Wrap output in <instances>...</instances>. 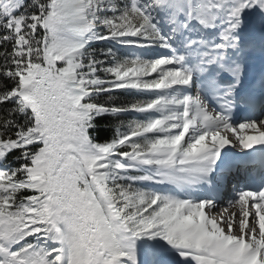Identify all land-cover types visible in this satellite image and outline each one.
Wrapping results in <instances>:
<instances>
[{"label": "snow or ice", "instance_id": "obj_1", "mask_svg": "<svg viewBox=\"0 0 264 264\" xmlns=\"http://www.w3.org/2000/svg\"><path fill=\"white\" fill-rule=\"evenodd\" d=\"M257 108L264 0H0V264H264V175L239 234L204 211L264 172Z\"/></svg>", "mask_w": 264, "mask_h": 264}, {"label": "bare ground", "instance_id": "obj_2", "mask_svg": "<svg viewBox=\"0 0 264 264\" xmlns=\"http://www.w3.org/2000/svg\"><path fill=\"white\" fill-rule=\"evenodd\" d=\"M221 134L228 136L230 139L233 138V136L225 130L221 131ZM237 178L239 179L238 180L239 182L241 183L244 182V180H242L241 177H239L237 174H235V178L232 180H235ZM229 186L230 184H228V186L224 187V189L222 190L220 200H214L215 206L211 208L206 207L204 211L206 215L209 216L210 218H215L219 224H222V223L225 224V222L229 220L233 221L234 229L236 231L239 226V222L242 219L241 218V208H240V205L236 203L235 201H233L231 204H228V205L225 204L224 196Z\"/></svg>", "mask_w": 264, "mask_h": 264}, {"label": "trees", "instance_id": "obj_3", "mask_svg": "<svg viewBox=\"0 0 264 264\" xmlns=\"http://www.w3.org/2000/svg\"><path fill=\"white\" fill-rule=\"evenodd\" d=\"M103 46V45H100ZM134 94L132 93H123V92H116L113 93V96L115 97L114 103L116 105H127L129 101L135 99L133 97ZM101 103L107 102V97H100L98 98ZM108 106H112L111 103L108 104ZM123 119H132L134 117H121ZM116 123L114 119L108 118V119H100L98 118V128L96 132L93 133L94 136H96L97 139H104L107 137H111L112 135V127L113 124Z\"/></svg>", "mask_w": 264, "mask_h": 264}, {"label": "rangeland", "instance_id": "obj_4", "mask_svg": "<svg viewBox=\"0 0 264 264\" xmlns=\"http://www.w3.org/2000/svg\"><path fill=\"white\" fill-rule=\"evenodd\" d=\"M222 131V130H221ZM228 132V131H227ZM228 133H230L232 136H233V134L231 133V132H228ZM234 138V137H233ZM238 199V196H236V197H234V198H229V200H227L226 202H225V204H230L231 202H233V201H236ZM254 211V210H253ZM241 218H242V216H241ZM249 222H251V217L249 218ZM222 227H224L225 226V224L224 223H222V224H220ZM225 231H227V228L225 227ZM236 233L237 234H239V226H238V228H237V230H236Z\"/></svg>", "mask_w": 264, "mask_h": 264}]
</instances>
